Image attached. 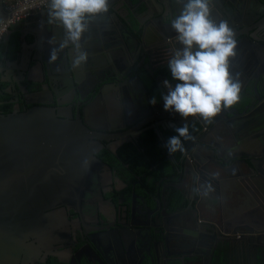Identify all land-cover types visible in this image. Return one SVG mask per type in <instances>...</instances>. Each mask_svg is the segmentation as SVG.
Segmentation results:
<instances>
[{
    "label": "flooded vegetation",
    "instance_id": "flooded-vegetation-1",
    "mask_svg": "<svg viewBox=\"0 0 264 264\" xmlns=\"http://www.w3.org/2000/svg\"><path fill=\"white\" fill-rule=\"evenodd\" d=\"M123 1L91 23L78 68L71 48L48 62L64 33L47 23V7L43 22H18L0 38V114L40 107L79 120L98 159L76 209L46 211L18 264H264V0H213L212 18L235 33L229 70L241 87L211 123L163 108L162 71L180 47L164 24L181 5L163 0L165 15L159 0ZM178 122L200 128L177 156L165 143ZM205 182L207 196L193 191Z\"/></svg>",
    "mask_w": 264,
    "mask_h": 264
},
{
    "label": "water",
    "instance_id": "water-1",
    "mask_svg": "<svg viewBox=\"0 0 264 264\" xmlns=\"http://www.w3.org/2000/svg\"><path fill=\"white\" fill-rule=\"evenodd\" d=\"M114 1L109 0V6ZM161 2L164 1L159 0V4L167 15V3ZM45 9L23 22L27 26L34 19L43 22ZM4 18L0 13V22ZM170 24H164L166 33L176 35ZM11 33L12 30L5 37ZM21 33L31 34L30 30ZM91 134V129L79 120H59L53 109L37 107L23 113L0 114V264H18L35 228L33 224L46 211L62 205L76 209L80 194L77 189L90 184L87 176L98 162L96 144L89 140Z\"/></svg>",
    "mask_w": 264,
    "mask_h": 264
},
{
    "label": "clouds",
    "instance_id": "clouds-1",
    "mask_svg": "<svg viewBox=\"0 0 264 264\" xmlns=\"http://www.w3.org/2000/svg\"><path fill=\"white\" fill-rule=\"evenodd\" d=\"M213 0H177L179 12L171 19V28L180 47L174 49L167 67L173 85L168 79L162 84L167 89L161 94L165 111L178 113L184 120L201 118L211 123L223 109H229L240 100V82L230 72V58L236 54L235 33L225 20L212 18ZM109 0H47V23L63 29V39L51 47L49 63L58 59V53L72 49V66L81 67L88 53L81 43L96 17L107 13ZM56 44L55 36L48 39ZM155 105V96L149 99ZM165 147L169 154L184 152L183 140L193 137L187 124L174 126ZM87 163V161H85ZM214 189L203 183L194 192L207 196Z\"/></svg>",
    "mask_w": 264,
    "mask_h": 264
},
{
    "label": "built area",
    "instance_id": "built-area-1",
    "mask_svg": "<svg viewBox=\"0 0 264 264\" xmlns=\"http://www.w3.org/2000/svg\"><path fill=\"white\" fill-rule=\"evenodd\" d=\"M5 18L0 22V38L18 22L47 7V0H1Z\"/></svg>",
    "mask_w": 264,
    "mask_h": 264
},
{
    "label": "trees",
    "instance_id": "trees-1",
    "mask_svg": "<svg viewBox=\"0 0 264 264\" xmlns=\"http://www.w3.org/2000/svg\"><path fill=\"white\" fill-rule=\"evenodd\" d=\"M162 73H163V75L164 76H166L167 78H168V80L174 85L175 83H176V81H174V80H172V78H171V76H170V73H169V70H168V67L166 66V67H164V69H163V71H162ZM199 128H200V125L196 122V123H194L193 125H191V126H189V133H190V135L193 137L196 133H197V131L199 130ZM182 139V143H183V146L185 145V144H187L188 143V141L189 140H183V138H181ZM154 148V147H153ZM176 154H177V156L179 155V153H180V151H177V152H175ZM162 174H165V170H162V171H160Z\"/></svg>",
    "mask_w": 264,
    "mask_h": 264
},
{
    "label": "crops",
    "instance_id": "crops-1",
    "mask_svg": "<svg viewBox=\"0 0 264 264\" xmlns=\"http://www.w3.org/2000/svg\"><path fill=\"white\" fill-rule=\"evenodd\" d=\"M0 13L4 16L2 1H0Z\"/></svg>",
    "mask_w": 264,
    "mask_h": 264
}]
</instances>
